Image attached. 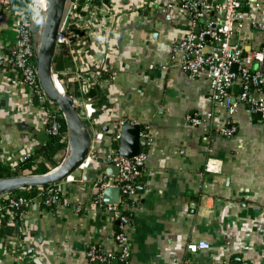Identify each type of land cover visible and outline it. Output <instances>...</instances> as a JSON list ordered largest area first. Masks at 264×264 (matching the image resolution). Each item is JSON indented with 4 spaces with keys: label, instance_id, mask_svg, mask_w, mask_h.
Listing matches in <instances>:
<instances>
[{
    "label": "crops",
    "instance_id": "0c3cea01",
    "mask_svg": "<svg viewBox=\"0 0 264 264\" xmlns=\"http://www.w3.org/2000/svg\"><path fill=\"white\" fill-rule=\"evenodd\" d=\"M258 2L264 20V1ZM134 3L117 0L116 5ZM14 7V0H0V52L15 40ZM251 11L252 6L244 7L237 32L246 52L264 47V33L252 24ZM190 29L188 17L177 12L170 21L164 12L124 18L111 43L108 71L96 87L97 114L88 123L90 133L103 138L94 143L95 153L107 154L115 144L120 151L121 122L139 125L152 141L135 195L124 199L121 194L119 204L102 198L106 205H121L129 217L124 228L129 257L119 259L118 217L97 204L94 182L109 177L112 166L98 164L82 182L59 185L57 205L44 208L33 202L16 224L10 238L22 240L27 264H92V246L115 254L113 264H264V121L240 105L237 132L232 137L220 133L228 112L213 103L209 79L205 74L191 78L181 66L177 48ZM66 66V58L56 53L54 68ZM241 86H233L234 97ZM67 87L74 93L71 84ZM252 97L264 100V88ZM189 116L202 124L190 125ZM47 121L38 103L31 104L0 71V157L25 163L36 155L51 139ZM61 152L54 157L57 163ZM10 238H0V264H17ZM202 241L210 248L195 254L187 250Z\"/></svg>",
    "mask_w": 264,
    "mask_h": 264
},
{
    "label": "built area",
    "instance_id": "2783aa9c",
    "mask_svg": "<svg viewBox=\"0 0 264 264\" xmlns=\"http://www.w3.org/2000/svg\"><path fill=\"white\" fill-rule=\"evenodd\" d=\"M116 2L117 0H68L57 36L56 53L59 58H66L67 66L64 70L53 66V82L58 90L62 89L63 95H70L74 99L75 107L87 125L97 114L96 98L92 95V90L108 71L107 65L112 55L111 43L116 37L117 27L124 18L144 17L146 12H164L167 21L172 20L173 13L177 12L190 20L191 29L177 48L183 55L181 66L191 78L205 74L209 79L213 103L228 112L227 123L220 129L222 135L232 137L237 132L235 115L240 105H248L251 113L264 121V100L252 97L253 92L260 93L264 88V47L246 52L237 37L244 19L243 9L249 6H252V24L264 33V20L259 19L262 14L257 13L260 9L258 0H135L134 4L126 8L117 6ZM46 14L42 12L45 17ZM25 17L22 18L20 13H15L13 17L16 36L14 42L0 52V71L5 80L26 92L31 104L38 103L40 109L47 113L45 131L48 136L61 137L64 116L50 106L53 103L42 91L37 76L36 56L40 46L38 37L42 30L32 22L29 14L26 13ZM237 82H241L242 90L236 98L231 90ZM68 84L74 87V93L69 92ZM212 115L213 113L209 114L210 117ZM187 120L193 126L202 124L201 119L194 116H189ZM65 135L67 139L69 132ZM91 135L90 154L73 176L54 186L39 187L37 194L30 199L23 195L8 194L7 204L0 209L4 211L0 223L6 219L10 225L16 226V223L24 219L33 202H39L44 208L57 205L61 198L59 185L82 182L85 172L93 165L116 166L119 168L118 177H100L95 180L94 187L98 191L97 204L119 219L120 231L114 236V240L121 249L120 261H125L130 254L128 236L124 232L129 217L121 211V205L104 204L102 194L106 188H120L124 199L135 195L152 141L148 131L142 130L140 153L137 157L128 159L122 157L115 148L104 155L95 153L94 143L101 140L103 135ZM23 164L21 161L10 163L4 155L0 157V171H15ZM2 199L3 196H0V201ZM76 211L80 212V208L77 207ZM10 243L13 244L10 249L16 256L17 264H27V253L22 240L11 239ZM209 248L210 245L203 241L187 246L192 254ZM88 257L92 264H113L117 258L115 254L106 253L95 246L89 248ZM211 264L234 263L213 261Z\"/></svg>",
    "mask_w": 264,
    "mask_h": 264
},
{
    "label": "water",
    "instance_id": "95a60500",
    "mask_svg": "<svg viewBox=\"0 0 264 264\" xmlns=\"http://www.w3.org/2000/svg\"><path fill=\"white\" fill-rule=\"evenodd\" d=\"M67 2L68 0H48V10L41 32L36 64L38 81L42 91L64 116L69 132V154L63 164L48 174L0 177V196L32 187H47L62 183L77 172L90 154L92 135L87 123L77 111L74 99L70 95H63L52 79L57 36ZM117 129H119L121 136L120 155L128 159L137 157L140 153L141 127L126 124L117 125ZM107 173L109 177L116 178L119 168L111 166L107 169ZM103 199L107 204H119L121 200L120 188H106L103 192Z\"/></svg>",
    "mask_w": 264,
    "mask_h": 264
},
{
    "label": "trees",
    "instance_id": "16d2710c",
    "mask_svg": "<svg viewBox=\"0 0 264 264\" xmlns=\"http://www.w3.org/2000/svg\"><path fill=\"white\" fill-rule=\"evenodd\" d=\"M14 1L16 2V7L13 8L15 13H19L17 9H23L26 7L27 3L31 2V0ZM96 91V88L92 90V95L94 97L96 95ZM50 106L58 110L56 105L51 104ZM63 124L64 127L61 137H51L50 141L47 144L40 146L37 149L36 155L30 157L20 169L10 172L0 171V177L19 175H43L55 171L60 166V164L54 160V157L58 152L64 151L68 148V143L65 142V134L68 132L65 120L63 121ZM114 148L118 149V145L115 144ZM38 189L39 187H32L25 190L17 191L13 194L23 195L30 199L31 197L37 194ZM6 200L7 195H3V199L2 201H0V209L2 205L7 204ZM1 212L2 211H0V217L2 216L4 211L2 213ZM16 229L17 228L15 225H10V223H8L6 219H3L0 223V238H10L14 236V234L16 233Z\"/></svg>",
    "mask_w": 264,
    "mask_h": 264
},
{
    "label": "clouds",
    "instance_id": "9594fccd",
    "mask_svg": "<svg viewBox=\"0 0 264 264\" xmlns=\"http://www.w3.org/2000/svg\"><path fill=\"white\" fill-rule=\"evenodd\" d=\"M48 0H31L23 9H17L22 18H26L25 14H29L32 22L37 26L45 23V17L42 15L43 10L47 7Z\"/></svg>",
    "mask_w": 264,
    "mask_h": 264
},
{
    "label": "rangeland",
    "instance_id": "374dc122",
    "mask_svg": "<svg viewBox=\"0 0 264 264\" xmlns=\"http://www.w3.org/2000/svg\"><path fill=\"white\" fill-rule=\"evenodd\" d=\"M43 12L46 14L47 13V7L43 10ZM45 17V16H44ZM46 18V17H45ZM40 27H43V25L42 26H40ZM41 38V35H40V37H38V39H40ZM88 127H89V123H88ZM68 154H69V143H68V148L66 149V150H64L63 152H61V154L58 156V161H59V164L61 165V164H63L64 163V161H65V159L67 158V156H68Z\"/></svg>",
    "mask_w": 264,
    "mask_h": 264
},
{
    "label": "bare ground",
    "instance_id": "6f19581e",
    "mask_svg": "<svg viewBox=\"0 0 264 264\" xmlns=\"http://www.w3.org/2000/svg\"><path fill=\"white\" fill-rule=\"evenodd\" d=\"M47 10H48V4H47ZM42 29H43V27H40V30H42ZM59 91L62 92V89L60 88Z\"/></svg>",
    "mask_w": 264,
    "mask_h": 264
}]
</instances>
